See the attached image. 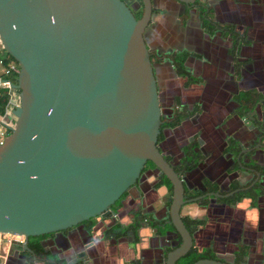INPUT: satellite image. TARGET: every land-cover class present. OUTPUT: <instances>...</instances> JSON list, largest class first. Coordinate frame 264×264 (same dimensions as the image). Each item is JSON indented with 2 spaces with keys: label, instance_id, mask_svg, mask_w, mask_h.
<instances>
[{
  "label": "water",
  "instance_id": "obj_1",
  "mask_svg": "<svg viewBox=\"0 0 264 264\" xmlns=\"http://www.w3.org/2000/svg\"><path fill=\"white\" fill-rule=\"evenodd\" d=\"M175 1L182 10L206 5ZM132 3L0 0V45L17 65L11 83L17 103L2 116L11 125L0 142V233L21 235L18 245L42 264L63 262L39 251L38 236L81 225L89 235L96 223L84 224L116 217L114 204L146 176L156 178L158 188L169 187L158 234L179 238L163 264H186L190 255L193 241L180 214L184 183L158 147L163 110L144 39L152 0ZM256 125L264 140L263 118ZM217 258L222 261L190 264H232Z\"/></svg>",
  "mask_w": 264,
  "mask_h": 264
},
{
  "label": "crops",
  "instance_id": "obj_2",
  "mask_svg": "<svg viewBox=\"0 0 264 264\" xmlns=\"http://www.w3.org/2000/svg\"><path fill=\"white\" fill-rule=\"evenodd\" d=\"M204 2L182 10L175 0H152L144 39L163 110L158 147L174 165L185 149L201 156L181 172L186 202L180 214L194 260L264 264V140L256 125L264 122V0ZM177 112L182 117L168 125ZM154 179L146 176L131 188L114 206L116 217L86 222L96 223L89 235L83 225L49 234L39 251L63 264H163L179 238L158 234L170 192ZM204 181L224 195L206 196ZM247 187L257 193L240 191ZM0 264L42 263L13 243L0 249Z\"/></svg>",
  "mask_w": 264,
  "mask_h": 264
},
{
  "label": "built area",
  "instance_id": "obj_3",
  "mask_svg": "<svg viewBox=\"0 0 264 264\" xmlns=\"http://www.w3.org/2000/svg\"><path fill=\"white\" fill-rule=\"evenodd\" d=\"M16 73L17 65L15 61L3 51L0 45V88H6L9 93L8 107L6 108L4 114H10L11 108H13V106L17 103V99H15L17 91L11 87V83H13L11 78L15 77ZM3 115L0 116V142L8 133L5 125H11L2 119ZM22 241L23 237L21 235L0 233V249H3L4 246H8L13 243L20 244Z\"/></svg>",
  "mask_w": 264,
  "mask_h": 264
},
{
  "label": "trees",
  "instance_id": "obj_4",
  "mask_svg": "<svg viewBox=\"0 0 264 264\" xmlns=\"http://www.w3.org/2000/svg\"><path fill=\"white\" fill-rule=\"evenodd\" d=\"M204 25L207 28L211 29L212 25L210 24L209 20L206 19V21H204ZM11 81L15 82V77L11 78ZM8 101H9L8 90L6 88H0V116L4 114L6 108L8 107ZM242 109H244V104H242ZM181 117H182V112H180V113L177 112L176 115L171 119V121L168 122V125H172V124L178 122ZM160 127H161V125H160ZM158 135H159L158 136V139H159L161 134H158ZM200 159H201V156L197 152H194V151H192L190 149H185L184 152H183L182 157L174 165V170L181 173L183 171L191 169L192 167L195 166L196 162H198ZM163 181L165 183H168L167 180L164 177H163ZM203 185H204L205 191H213L215 189V186H213L211 183H209L207 181H204ZM244 193H246L248 196L249 195L251 196V195L256 194L257 191L255 192L254 190L252 191V189H247ZM193 195H195V194H193ZM229 198H232V197H228V198L226 197V198H224V200L228 201ZM44 236L45 235L38 236L36 239H40V238H42ZM36 239H33V240L36 241ZM33 244L34 243H32V245ZM33 246H36V245L34 244ZM194 258H195L194 256L189 255L187 257L186 264H190L194 260Z\"/></svg>",
  "mask_w": 264,
  "mask_h": 264
},
{
  "label": "flooded vegetation",
  "instance_id": "obj_5",
  "mask_svg": "<svg viewBox=\"0 0 264 264\" xmlns=\"http://www.w3.org/2000/svg\"><path fill=\"white\" fill-rule=\"evenodd\" d=\"M128 1H129V3H130V4H135V3H132V0H128ZM136 12H137V11H136ZM132 13H133V14H134V16H135V14H136V13H135V12H133V11H132ZM138 14H139V11H138ZM138 14H136V16H137ZM209 192H210V191H209ZM115 205H116V204H114V206H115ZM114 206H113V207H114Z\"/></svg>",
  "mask_w": 264,
  "mask_h": 264
},
{
  "label": "rangeland",
  "instance_id": "obj_6",
  "mask_svg": "<svg viewBox=\"0 0 264 264\" xmlns=\"http://www.w3.org/2000/svg\"><path fill=\"white\" fill-rule=\"evenodd\" d=\"M136 14H138V11L137 12H135Z\"/></svg>",
  "mask_w": 264,
  "mask_h": 264
}]
</instances>
